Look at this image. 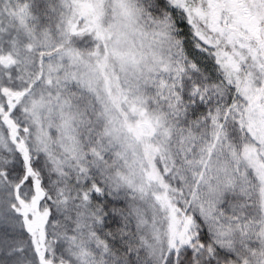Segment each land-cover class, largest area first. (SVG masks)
Segmentation results:
<instances>
[{
	"label": "snow or ice",
	"instance_id": "obj_1",
	"mask_svg": "<svg viewBox=\"0 0 264 264\" xmlns=\"http://www.w3.org/2000/svg\"><path fill=\"white\" fill-rule=\"evenodd\" d=\"M0 264H264V0H0Z\"/></svg>",
	"mask_w": 264,
	"mask_h": 264
}]
</instances>
